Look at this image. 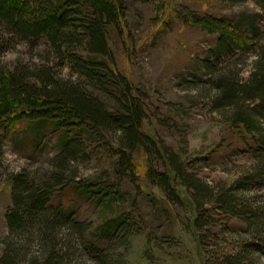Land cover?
I'll return each mask as SVG.
<instances>
[{
  "label": "trees",
  "instance_id": "trees-1",
  "mask_svg": "<svg viewBox=\"0 0 264 264\" xmlns=\"http://www.w3.org/2000/svg\"><path fill=\"white\" fill-rule=\"evenodd\" d=\"M254 1L261 11L258 17L233 26L227 18L197 12L180 18L218 36L215 52L222 61L250 52L260 38L264 42L259 26L264 0ZM124 16L123 0H0V178L5 144H16L19 133L23 139L30 136L37 147L50 132L59 149L43 180L29 170L9 174L12 205L6 212L8 236L0 264H126L120 249L136 231L132 214L107 221L101 228L107 240L95 246L87 239L90 223L77 217L78 201L66 204L61 198L76 193L80 200L100 204L124 196L120 181H139L134 157L139 149L148 160L146 178L174 204L184 202L168 167L194 184V226L206 264H264V194L259 193L264 186V45L258 47L259 58L246 83L236 76L223 78L213 65L201 64L214 77L215 105L232 107L235 125L252 136L257 146L253 154L260 161L248 178L215 194L210 185L186 173L172 148L143 131L147 111L141 93L117 70L109 44L110 29L122 31ZM19 45L31 58L42 45L46 50L39 52L40 61L19 57L5 62L4 54ZM99 147L116 157L114 172L120 181L91 182L78 175L80 165ZM157 157L165 169L155 167ZM219 214L227 217L222 230H217ZM231 219L244 227L236 232ZM224 235L231 238V249L221 247Z\"/></svg>",
  "mask_w": 264,
  "mask_h": 264
},
{
  "label": "rangeland",
  "instance_id": "rangeland-1",
  "mask_svg": "<svg viewBox=\"0 0 264 264\" xmlns=\"http://www.w3.org/2000/svg\"><path fill=\"white\" fill-rule=\"evenodd\" d=\"M123 5V30L111 28L109 44L117 70L141 93L147 111L143 131L172 148L186 173L210 185L215 194L222 188L235 187L259 165L253 154L257 146L243 126L235 125L232 107L215 105L218 89L213 84L214 77L202 70L201 64L213 65L216 75L220 73L223 78L236 76L241 83H246L259 58L258 47L264 42L260 38L259 46L252 42V47H257L250 52H240L220 61L215 52L218 36L184 22L180 16L197 12L227 18L233 26L260 14L258 5L254 0H123ZM259 26L264 28L261 18ZM43 50L45 45L36 49L31 58L24 46L19 45L10 48L3 60L10 64L19 57L40 61L39 52ZM262 126L264 129V122ZM19 135L21 140L16 144L9 140L4 147V170L0 178V259L8 236L6 212L12 205L9 174L29 170L43 180L53 169V158L59 150L50 132L37 147L30 142V136L23 139V133ZM89 156L90 161L80 165L79 176L91 182L101 178L120 181V175L114 172L115 156L103 147L91 151ZM134 157L139 181L122 179L124 196L99 204L80 200L78 194L72 193L61 198L62 203L78 201L77 217L90 223L87 239L95 246H103L107 240L101 235L107 221L131 213L137 228L120 249L126 264H206L194 226V184L178 178L168 167L184 202L183 206L174 204L159 186L146 178V154L139 149ZM154 159L155 167L165 169L161 158ZM259 193L264 194V186ZM217 218V230L224 229L227 217L219 214ZM230 226L236 232L244 227L237 219H231ZM224 237L227 240L221 247L231 249V238Z\"/></svg>",
  "mask_w": 264,
  "mask_h": 264
}]
</instances>
